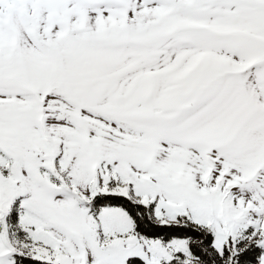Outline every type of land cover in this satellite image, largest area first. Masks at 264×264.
<instances>
[{"label":"snow or ice","instance_id":"snow-or-ice-1","mask_svg":"<svg viewBox=\"0 0 264 264\" xmlns=\"http://www.w3.org/2000/svg\"><path fill=\"white\" fill-rule=\"evenodd\" d=\"M0 264H264V0H0Z\"/></svg>","mask_w":264,"mask_h":264}]
</instances>
